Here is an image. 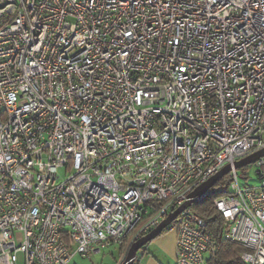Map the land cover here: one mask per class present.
Segmentation results:
<instances>
[{
	"label": "built area",
	"instance_id": "1",
	"mask_svg": "<svg viewBox=\"0 0 264 264\" xmlns=\"http://www.w3.org/2000/svg\"><path fill=\"white\" fill-rule=\"evenodd\" d=\"M263 150L264 0H0V264L130 238L125 264L227 166L167 227L176 264L214 261V193L238 264H264V155L259 186L236 167Z\"/></svg>",
	"mask_w": 264,
	"mask_h": 264
},
{
	"label": "rangeland",
	"instance_id": "2",
	"mask_svg": "<svg viewBox=\"0 0 264 264\" xmlns=\"http://www.w3.org/2000/svg\"><path fill=\"white\" fill-rule=\"evenodd\" d=\"M238 173L243 185H260L258 176L256 175L255 167L253 165L239 169ZM175 232L176 229L171 227L166 229L161 236H167L170 238ZM129 240L130 238H127V240L124 241L121 246L112 245L100 253L93 254L90 258H83L80 255H76L70 264H118L121 261V258L126 254ZM145 248L148 249L149 254L155 255L161 264H176L175 257L166 251L163 252L162 248H160V246L157 244L156 239L146 245ZM142 254V250L139 251L137 262H139Z\"/></svg>",
	"mask_w": 264,
	"mask_h": 264
},
{
	"label": "trees",
	"instance_id": "3",
	"mask_svg": "<svg viewBox=\"0 0 264 264\" xmlns=\"http://www.w3.org/2000/svg\"><path fill=\"white\" fill-rule=\"evenodd\" d=\"M229 181V176H225L218 183H216L215 187L226 189L228 187ZM218 196L219 195L216 193L212 194L202 202L195 204L193 206V210L201 218L206 220V222L208 223V229L212 232L214 238L217 241L218 250L212 264H238L239 255L243 251V249L242 247L228 242L227 240L222 238V228L225 220L222 213L219 212L214 205V201ZM144 249L145 248H143L142 251ZM134 264H138L137 260Z\"/></svg>",
	"mask_w": 264,
	"mask_h": 264
},
{
	"label": "water",
	"instance_id": "4",
	"mask_svg": "<svg viewBox=\"0 0 264 264\" xmlns=\"http://www.w3.org/2000/svg\"><path fill=\"white\" fill-rule=\"evenodd\" d=\"M264 155V150L261 152H258L256 154H253L252 156L247 157L246 159L237 162L236 167L241 168L245 165L251 164L258 160L261 156ZM231 171V167L227 166L224 169H222L215 177H213L210 181H208L205 185H203L200 189L195 191L192 195L191 198L182 206H180L178 209H176L174 212H172L169 217L164 220L160 226H158L156 229L151 231L149 234L146 236L142 237L141 239L137 240L130 248L125 264H134L138 258V253L141 251L143 248H145L146 245H148L151 241L155 240L157 237L162 235L163 231L167 229V227L172 224L176 218L189 206H191L195 198L197 196H202L207 190L210 188L214 187L216 183L223 178L225 175H227Z\"/></svg>",
	"mask_w": 264,
	"mask_h": 264
},
{
	"label": "crops",
	"instance_id": "5",
	"mask_svg": "<svg viewBox=\"0 0 264 264\" xmlns=\"http://www.w3.org/2000/svg\"><path fill=\"white\" fill-rule=\"evenodd\" d=\"M177 230L173 235L168 238L167 236H159L156 238L157 244L162 248L163 252L166 251L176 259V251H177ZM165 252V253H166ZM142 256L138 262V264H161L155 255H151L148 252V249H144L142 251Z\"/></svg>",
	"mask_w": 264,
	"mask_h": 264
}]
</instances>
